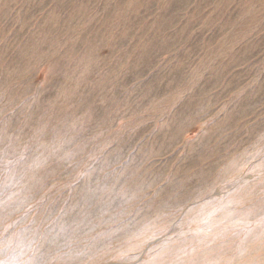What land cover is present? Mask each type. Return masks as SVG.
<instances>
[{
  "label": "rangeland",
  "instance_id": "1",
  "mask_svg": "<svg viewBox=\"0 0 264 264\" xmlns=\"http://www.w3.org/2000/svg\"><path fill=\"white\" fill-rule=\"evenodd\" d=\"M0 264H264V0H0Z\"/></svg>",
  "mask_w": 264,
  "mask_h": 264
}]
</instances>
